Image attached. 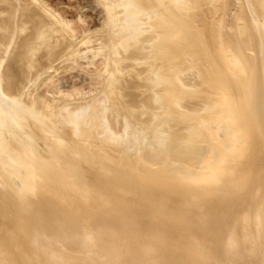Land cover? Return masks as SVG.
<instances>
[{"label": "bare ground", "instance_id": "6f19581e", "mask_svg": "<svg viewBox=\"0 0 264 264\" xmlns=\"http://www.w3.org/2000/svg\"><path fill=\"white\" fill-rule=\"evenodd\" d=\"M31 1L0 0L2 9L15 8L10 23L16 11L21 12L22 23L17 18L15 27L21 26L12 37L27 33L15 44L10 40L13 51L9 47L0 59V97L4 96L0 100V193L13 185L20 193L13 207L4 208L5 217L16 210L19 214L16 222L0 223V264H137L152 251L160 264H264V0H251L256 17L244 0H238L232 15L222 12L223 5L218 9L216 0H123V17L113 14L115 5L107 3L110 22L118 32L112 50L129 45L135 58L145 53L139 52L144 48L149 52L148 58L146 53L143 60L137 58L144 65L137 74L146 73L144 77L137 81L135 74L126 82L128 90L136 92L133 87H138L141 93L127 92L126 87L127 97L120 85L123 99L115 98H127V104L138 107L133 109L136 113L123 104L127 101L115 103L127 106L125 114L134 112L131 117L140 108L139 116L132 118L141 120L139 127L145 126L154 136L150 139L149 134L148 147L139 152L125 149L130 153L127 157L132 153L136 157L121 163L113 160L116 153L101 145L113 143L117 149L125 140L113 133L119 119L112 118V130L104 116L111 112L108 109L120 106L109 99V87L118 74L112 77L114 85L109 78L105 92L109 98L100 97L102 102L111 100L114 107L111 101L104 103H109L107 107L99 99L69 100L50 115L35 96L27 104L19 95L9 100L3 93L5 89L25 93L26 62L32 68L36 61L37 68L43 58L38 56L40 49L55 51L50 36L60 18L39 2L46 14L42 13ZM49 15L58 19L55 26ZM146 16L156 23L151 31L140 27ZM160 17L164 20L158 22ZM62 26L72 28L66 21ZM140 28L143 32L138 34ZM61 39L56 41L62 44ZM32 93L37 94L35 88ZM21 111L27 114L17 116ZM122 114L126 117L123 112L114 116ZM23 119L28 123L19 133ZM81 122L86 137L100 138L93 151L76 147L72 136L78 128L72 133L69 125ZM138 124L132 127L139 129ZM146 132L141 135L147 136ZM118 154L124 156V151Z\"/></svg>", "mask_w": 264, "mask_h": 264}, {"label": "rangeland", "instance_id": "374dc122", "mask_svg": "<svg viewBox=\"0 0 264 264\" xmlns=\"http://www.w3.org/2000/svg\"><path fill=\"white\" fill-rule=\"evenodd\" d=\"M30 2L31 0H24V2L26 3V2ZM35 1H36V3H35ZM118 1H121L120 3L118 2ZM114 0V2H113V0H111V1H109V0H34V1H31V2H33L35 5H37V7L39 8V6H40V9H42L41 8V3H42V6L47 10V12L48 13H52L53 14V16L55 15V14H57L58 16H56V17H58V18H60L59 20L56 18H54L52 15V18L54 19H52L51 18V16L49 15L48 16V20L49 21H53V23H55L57 20L60 22V24L58 23V21H57V23H55L54 24V26H55V29L57 30V28L59 29V30H57V31H55V29H54V26H53V29H54V31L52 30V35L50 36L51 37V39H52V41H51V39L50 38H48L49 37V34H50V32L48 33V39H50V41L51 42H53V44L54 43H56V44H54V46H53V44H51V42L50 41H48V43L46 42V40H45V43L46 44H49L48 46L50 47L51 45H52V47H54V50L56 51L57 49H55L57 46L59 47V45H62L63 43L65 44V42L67 41V44H65V45H67V46H70L69 48H67V47H65L64 46V44L61 46L62 48H60L59 47V49H62V51L63 50H65V52H62L61 50H59L58 49V51L60 52H55L54 50V54H51L50 53V51H47L46 50V48H44L43 47V49H40V51H38V56L39 57H43L42 58V64L41 65H39V62H37V64L39 65L37 68L36 67H34V65L36 64L35 62L36 61H34V64H33V62H32V68L35 70H33L32 68H30V66L29 65H31V64H29V62H26V63H28V64H25V61H24V64H25V72L26 71H28L27 72V77L29 76V79L25 82L26 84H27V87L25 88V93H23V91L21 92H18V94L14 91V90H10L13 94H11V92L9 91L8 93H6L7 91H6V89L4 90V89H2V91H3V93L4 94H7L8 96V98L7 99H9V100H12V97L14 96V98H16V95L19 97V98H22V100L21 101H24V103H27L28 104V102L30 103V102H32V100L34 101V99H35V101L36 100H38V101H36V102H40V103H43V107H44V109H45V111H47L50 115L52 114L53 115V113H54V115H56V110H58V107H60V106H63L64 104H68V103H66L67 101L69 102V100L71 101V102H76V100H77V103L79 102V101H81L82 100V102H83V100L84 101H86L88 98V101H86V103H89V102H91V101H89V100H93V99H95L94 101H96L97 99H99V100H101V104H103V105H107V107H108V104L110 103V101L111 100H114L115 98H118V96L121 98V99H123V94H126V93H123V92H135L134 90H132V89H130V90H128L129 88H128V86H126V82H128V80H131L132 79V76H134L135 74V76L133 77V79L134 80H136L137 79V81L139 80V77L140 78H143L144 77V75L146 74V73H144V75L141 77V76H138V71L140 72V70L142 69V68H144L143 66V63H138V57L137 58H135V57H132V56H130V51H131V47H129V45H127L128 47H126L125 45V47H123V48H120V47H122V46H120V45H118V48L119 49H113L112 50V45H114V38L116 39V35H115V33H116V31H115V25L112 23V22H110L111 20L110 19H112V14H111V16H110V12L108 13V11H109V9H108V7H110V6H108V4L107 3H109V2H112V3H109V5H111V4H113V5H115L114 6V9H113V14L115 13L117 16L119 15L120 17H123V15H124V4H123V2L125 1H123V0ZM219 1V2H218ZM39 2H40V4H39ZM216 2H218V4L216 3ZM216 2L214 1L213 3H215L216 4V7L219 9V7L218 6H222L223 5V7H221L222 8V12L223 13H225V11H226V13L228 14V15H232L233 14V11H235L236 9H237V5L236 4H238V0L235 2V0H226V1H224V0H216ZM115 3H119L118 5L117 4H115ZM210 3H211V0H210ZM233 4H234V7H233ZM1 5V4H0ZM34 5V6H35ZM112 6V5H111ZM214 4H213V6H212V4L209 6L211 9H212V7L214 8ZM244 6H245V8L248 10V9H250V11H251V14L252 15H254V17H256V12H255V10H254V5H252V1L251 0H244ZM36 6H35V8H37ZM1 8V7H0ZM11 8V9H10ZM9 9H2L1 8V10H0V59L3 57H5V55L3 56V52L4 53H6V51H7V49L9 48V47H11V49L13 48L12 46H13V44L12 43H16V42H18V41H16V40H21V38L22 37H24L25 36V34H27L26 32H25V30H24V32H22L21 34H24V35H19V39H15L14 37H12V36H14V31H15V29H17L18 27H20L21 26V24H20V26H16L15 27V23H18L19 24V22H17L18 20H17V18L19 19V14H21V12L19 13L18 12V10L16 11L17 13V16L13 19V20H11L13 23H10V21H9V18L11 17L12 18V16H14V14H13V12L15 13V8L13 7H10ZM37 8V9H38ZM48 8V9H47ZM122 10V11H121ZM232 10V11H231ZM42 11H44V9H42ZM12 12V13H11ZM29 13H30V11H29ZM42 13H44V14H46L45 13V11L44 12H42ZM5 14H8L7 16L5 15ZM13 14V15H12ZM11 15V16H10ZM167 15V14H166ZM46 16V15H45ZM217 16H219V14H216V15H213V17H212V20L213 21H216V18H217ZM5 17V18H4ZM6 17L8 18V19H6ZM21 17V16H20ZM150 16H146V17H144L145 19H144V24L143 25H140V27L141 28H143L142 30H144L145 28L146 29H150L149 31H151V29H152V27H153V25H155L154 24V22H151L150 21V18H149ZM164 20V18H161L160 17V19H159V21L158 22H161L162 20ZM261 19H264V17H262ZM6 20H8V21H6ZM6 21V22H5ZM15 21V22H14ZM19 21L22 23V20H21V18L19 19ZM63 21V22H62ZM65 21L66 22H69V24H70V27H72L71 29L69 28H64V26H62L63 24H65ZM150 23V25L151 26H148L149 24H145V23ZM63 23V24H62ZM112 23V24H111ZM122 23H125L124 21L123 22H121V24ZM214 23V22H213ZM62 24V25H61ZM126 24V23H125ZM10 25V26H9ZM59 25V26H58ZM61 25V26H60ZM117 25V24H116ZM111 26V27H110ZM113 26H115V27H113ZM122 27H123V25H122ZM145 27V28H144ZM149 27V28H148ZM111 28H114L113 30L111 29ZM141 28L138 30L139 32L141 31ZM62 30V32H60L61 30ZM72 29H73V31H72ZM77 29V30H76ZM69 30V31H68ZM119 30V29H118ZM117 30V31H118ZM63 31H64V34H62L63 33ZM72 31V32H71ZM110 31V32H109ZM153 31H154V29H153ZM58 32H60V33H58ZM65 32H67V34L65 33ZM107 32V33H106ZM141 32H143V31H141ZM141 32L140 33H138V34H141ZM55 33H56V35H55ZM112 33V34H111ZM118 33V32H117ZM116 33V34H117ZM136 33V32H135ZM62 34V35H61ZM70 34V35H69ZM106 34V35H105ZM53 35H55V36H53ZM62 36V38H64V39H61V38H58V37H61ZM65 35V37H63ZM102 35V36H101ZM105 35V36H104ZM108 35H109V37H108ZM111 35H112V37H111ZM135 35H137V34H135ZM21 36V37H20ZM70 36V37H69ZM73 36V37H72ZM115 36V37H114ZM142 35H140V37H141ZM136 38H138L139 36H135ZM134 37V38H135ZM139 37V38H140ZM11 38H13V39H11ZM16 38H18L17 36H16ZM46 38V39H47ZM133 38V37H132ZM135 38V39H136ZM47 39V40H48ZM56 39L58 40H64V41H62L63 43L61 44H59V42L58 41H56ZM66 39V40H65ZM134 39V40H135ZM10 40H12L13 42L10 44ZM54 40V41H53ZM113 41V42H112ZM111 42H112V44H111ZM128 44V43H127ZM9 45V46H8ZM110 45V46H109ZM6 48H4V47ZM8 46V47H7ZM120 46V47H119ZM5 49V51H3L2 49ZM65 48V49H64ZM66 48H67V50H66ZM53 49V48H52ZM69 49V50H68ZM128 49V50H127ZM149 49V48H148ZM72 50V51H71ZM93 50V51H92ZM117 50V51H116ZM130 50V51H129ZM151 49H149V51H150ZM12 51H13V49H12ZM114 51V52H113ZM145 52L146 54H147V52L146 51H148L147 50V48H144L143 50H141V51H139L140 53L141 52ZM153 51V50H152ZM249 51L251 52V51H253V50H251V49H249ZM42 52V53H41ZM44 52V53H43ZM72 52H74V53H72ZM117 54H116V53ZM14 52H11L10 54H9V58L10 57H12ZM50 53V54H49ZM57 53V54H56ZM72 53V54H71ZM85 53V54H84ZM128 53H129V55H128ZM145 53H143V55L145 56ZM40 54V55H39ZM68 54V55H67ZM110 54V55H109ZM148 54H149V52H148ZM148 54L145 56L146 58H148ZM150 54H151V52H150ZM155 54V52L153 51V55ZM260 54V53H259ZM262 54H263V56H264V48H262ZM11 55V56H10ZM58 55V56H57ZM85 55V56H84ZM128 56V58H127V56ZM142 55V53H141V56H142V60H143V56ZM67 56V57H66ZM140 56V57H141ZM149 56H152V54L151 55H149ZM116 57V58H115ZM140 57H139V60H140ZM47 58V59H46ZM1 60H3V59H1ZM1 60H0V62H1ZM137 61V62H136ZM141 61V60H140ZM145 61H147V60H144V62ZM160 61V64H163V60H159ZM31 62V61H30ZM136 62V63H135ZM162 62V63H161ZM54 63V64H53ZM133 63V64H132ZM108 64V65H107ZM132 64V65H131ZM134 64H136V65H134ZM139 64H140V66H139ZM145 64H147V63H145ZM3 65V64H2ZM2 65H1V67H0V71H1V68H2ZM26 65H27V67H26ZM58 65V66H57ZM141 65H143L142 67H141ZM148 65V64H147ZM29 66V67H28ZM37 66V65H36ZM106 66V67H105ZM114 66V67H113ZM116 66V67H115ZM137 66V67H136ZM131 67H132V70L133 71H131L130 72V70H131ZM140 69H139V68ZM27 68H29V70L27 69ZM36 68V69H35ZM117 68V69H116ZM30 69H32V70H30ZM117 70V71H115L114 72V70ZM128 69V70H127ZM135 69V70H134ZM139 69V70H138ZM119 70V71H118ZM128 72V74H127V72ZM135 71H137L136 73H135ZM148 71V70H147ZM146 71V72H147ZM29 72H31L30 74H28ZM121 72V73H120ZM124 72V73H123ZM111 73H116V74H112V76H111ZM129 73H131V74H129ZM134 73V74H133ZM138 73V74H137ZM26 74V73H25ZM118 74V75H117ZM122 76H121V75ZM124 74V75H123ZM127 74V75H126ZM116 76V78H119V79H117L116 80V78H115V76ZM128 75L129 76H131V77H128ZM4 76H6V75H4ZM128 77V78H126V77ZM136 76H137V78H136ZM113 77V78H115V85H114V79H113V83H111V85L113 84L114 86H112V87H109V89H111V91H110V98L109 97H105V95L106 96H108V94H106L107 93V90L109 91V89H108V86H110L109 85V83L111 82L110 81V79ZM124 77H125V79H127V80H123L124 79ZM36 78V79H35ZM110 78V79H109ZM131 78V79H130ZM30 79H32L33 80V82L34 83H36V85H34L33 84V82L32 83H30L32 80H30ZM123 80V81H122ZM5 81V77H3V80H2V82H1V85H3L2 83ZM44 81V82H43ZM106 81V82H105ZM117 81H120V83H124V85L123 84H118V82ZM122 81V82H121ZM43 82V83H42ZM117 82V83H116ZM24 83V84H25ZM38 83V84H37ZM40 83V84H39ZM24 84H22L21 86H22V89L24 90V88H23V86H24ZM30 84V85H29ZM119 85V86H117V85ZM41 88H39L38 86ZM40 85H42V86H40ZM120 85H122L123 86V88H124V91H122V89L123 88H121L120 89ZM20 86V87H21ZM26 86V85H25ZM32 86V87H31ZM34 86H37V87H34ZM114 87H117L116 89L114 88ZM127 87V88H126ZM195 87V86H194ZM1 88H3L2 86H1ZM34 88H35V93L37 92V94H38V92H39V94L38 95H40L39 96V98H38V95L37 94H33L32 92H34ZM36 88H37V90H36ZM125 88L127 89L126 91H125ZM134 89H136V94H140L141 92H140V88H138V87H133ZM196 88V87H195ZM30 89V90H29ZM117 89H120V90H117ZM28 90V91H27ZM113 90H115L114 91V93H113ZM139 92H138V91ZM6 91V92H5ZM32 91V92H31ZM102 91V92H101ZM118 91V92H117ZM121 91H122V93H121ZM15 92V93H14ZM27 92H28V94H27ZM106 92V93H105ZM115 92H116V94H115ZM9 93L11 94V95H9ZM19 93H21V94H23V95H21V94H19ZM113 95H112V94ZM118 93H120V94H118ZM30 94H31V96H30ZM103 94H104V98H109V99H111L110 101H109V99H104L105 100V102H109L108 104L106 103V104H104L105 102H102L103 101V99H101L100 97L102 96L103 97ZM114 94H115V97H114ZM138 94V95H139ZM28 95V96H27ZM37 95V96H36ZM95 95V96H94ZM117 95V96H116ZM127 95V94H126ZM10 96V97H9ZM22 96V97H21ZM35 96V98L33 99L32 98V100H31V97H34ZM46 96V98H44ZM96 96H97V98H96ZM99 96V97H98ZM113 96V97H112ZM125 96V95H124ZM30 97V98H29ZM37 97V98H36ZM43 97V98H42ZM126 97V96H125ZM127 97H128V95H127ZM4 98V96H2L1 95V97H0V100L1 99H3ZM24 98V99H23ZM28 98V99H27ZM47 98H48V101H47ZM113 98V99H112ZM27 99V100H26ZM119 99V98H118ZM118 99H115L113 102L115 103V102H117L116 100H118ZM118 100V102L119 103H121L122 104V102H124V101H127V98H125L123 101L122 100ZM178 99V98H177ZM180 99V98H179ZM29 100V101H28ZM40 100V101H39ZM61 100H63V101H61ZM99 100L97 101V102H99ZM25 101H27V102H25ZM122 101V102H121ZM61 102V103H60ZM70 102V103H71ZM112 102V101H111ZM111 103V104H109V105H111V107H112V104H113V107L115 106L114 105V103ZM117 102V103H118ZM44 103H47V104H44ZM56 103V104H55ZM80 103V102H79ZM85 103V102H84ZM117 103H115L116 105H120V106H117V109H119L121 106V109H119V110H121V111H118L117 113L120 115L122 112L125 114L126 112L125 111H129L128 110V108H126L127 106L129 107V106H131V105H129V104H127L128 103V101L125 103H123V104H125V105H127V106H123V105H121V104H117ZM60 104V105H59ZM102 105V106H103ZM46 106V107H45ZM52 107H54V108H52ZM110 107V108H111ZM119 107V108H118ZM41 108V107H40ZM105 108V107H104ZM138 109V107H133V106H131V107H129V109ZM56 109V110H55ZM102 109H103V107H102ZM117 109H115V107H114V109L112 110V109H108V110H111V112L110 111H108V112H106L107 114L106 115H104L105 117H106V120H108V123H111V120H112V118H115V119H113V120H116V122L118 121V119H119V123H120V121H121V123L120 124H118V122L117 123H115L114 121L112 122V123H115V126H114V129H112L113 128V124L111 123V125H110V127H111V129L112 130H114V136L115 137H122L123 138V140L125 139L126 141H127V143H124L125 142V140L123 141V142H121V144H119V145H117V149H116V145H114L113 143H107L106 142V146L104 145V141L103 142H101L102 144L101 145H103L104 146V148L106 147L108 150H109V148H110V150H111V152H114V153H116V155H115V157H118V158H115L114 156H112V157H114L113 158V160L114 161H117V162H122L123 160H130V157H131V159H134L135 157H136V155H135V157H134V154L132 153L131 155H130V157H129V159H128V157H127V155H129L131 152H133V150L135 149V150H137V152H139L138 150H140V148L142 147L143 149L145 148V147H148V143H146L147 142V140H146V138L148 137V136H150L151 135V133H147L146 131H145V126H142V128L141 127H139V125L141 126L142 124H141V120H137V119H134L135 118V115L138 117L139 116V114H138V112L140 113V108H139V110H137L138 112H137V114H134L132 117H134V118H132L131 116H129V115H132L133 113H131L132 111H130L128 114H125L126 115V117L122 114V117L121 116H117V117H115L116 115H118L116 112L115 113H112V111L114 112V111H116ZM123 109H127V110H123ZM130 109V110H131ZM40 110H38V112H39ZM102 111V110H101ZM105 111H106V109H105ZM53 112V113H52ZM80 111L78 110L76 113H79ZM103 113L102 114H104L105 112H104V110L102 111ZM110 112V113H109ZM119 112H121V113H119ZM43 113V112H42ZM136 113V112H135ZM27 114V111H21V112H19L18 114H17V116H19V117H23L24 115H26ZM39 114H41V111L39 112ZM110 114H112V115H110ZM109 117H108V116ZM115 115V116H114ZM112 116V117H111ZM114 116V117H113ZM123 116H124V118H123ZM129 116V117H128ZM107 117H108V119H107ZM121 117V118H120ZM129 119H128V118ZM130 117L132 118V119H134V120H132V119H130ZM136 117V118H137ZM110 118V119H109ZM118 118V119H117ZM126 118V119H125ZM98 119V118H97ZM125 119V120H124ZM128 119V120H127ZM140 119V118H139ZM110 120V121H109ZM131 120H132V122H131ZM135 120H136V122H137V124H138V121L140 122V124H138L137 125V127H139V129H138V131L140 130V131H142L143 130V132H141V133H145L146 132V134H148L147 136L145 135H141V133H140V136L137 138L136 136L137 135H139L138 134V131H137V129H135L136 127H132L133 125H131V126H129L128 124H126V122L128 121V123L130 124H132L133 122L135 123V125H136V122H135ZM98 121H102L101 119H98ZM123 121H124V123H123ZM28 122L26 121V120H22V126H21V128L19 129V133H23L24 132V130H25V126H26V124H27ZM65 123V122H64ZM100 123H102V122H99V125H100ZM122 123H123V125L125 126V125H128V126H126V127H124L123 125H122ZM69 124V123H68ZM68 124H66L67 125V128H68ZM71 124V123H70ZM63 125V124H62ZM79 125H80V128H79ZM81 125H83L84 126V124L81 122V123H78V124H76V125H74V124H71V125H69V128L71 127V126H73V128L71 127V129H70V131L72 130V129H77L78 128V131H75V130H72V133H73V131H75L74 133H73V138H74V140L75 141H77V148L78 149H83V150H88V151H93L94 150V146H96V145H98V143H100V138H98L97 136H92L91 137V139L90 138H88V137H86L85 135H84V130H85V127H83L84 128V130H83V128L81 129ZM117 125V126H116ZM118 125L120 126V125H122L123 126V128L121 129L120 127H122V126H120V127H118ZM134 125V126H135ZM76 127V128H75ZM118 129H117V128ZM116 129H117V132H116ZM84 132V133H83ZM159 131H157L155 134H158V135H161V131L158 133ZM110 134H113L112 133V131L111 132H109ZM137 134V135H136ZM150 134V135H149ZM153 136H154V134H153ZM152 135L149 137L150 139H152L151 137H153ZM129 137V139L127 140V138ZM14 138V137H13ZM136 138V139H135ZM140 138H144L143 140H144V142L142 143V144H140L141 142H142V139H140ZM149 138H148V140H149ZM12 139V137L11 138H8L7 139V142H10V140ZM51 139V141H52V138H50ZM131 139H133V140H131ZM138 139H139V141H138ZM128 141H130L129 143H128ZM136 141H137V143H136ZM139 142V143H138ZM164 142V141H163ZM126 145V146H122V145H124V144ZM147 144V146L146 145H143V144ZM108 144H110V146H108ZM128 144V145H127ZM119 146H121V147H119ZM113 147H115V148H113ZM125 147H128V148H125ZM137 147H139V148H137ZM122 148V149H121ZM125 149L126 150H128V152L130 151V153H128L127 151H125ZM133 149V150H132ZM109 150V151H110ZM117 152H116V151ZM124 151V156H121V155H119L118 153H120L121 151ZM134 150V152H136ZM142 152V151H141ZM107 153H108V151H107ZM118 154V155H117ZM137 154V153H136ZM132 156L134 157V158H132ZM120 157H122V159L120 158ZM124 157V158H123ZM118 159V160H117ZM120 162V163H121ZM172 166V165H171ZM20 193H18V191L15 189V185H13V186H11V188H9V189H7L6 191L5 190H3V191H1V193H0V200H2L3 201V205H2V203H0V223H1V225H3V222H5V223H8V224H10V222H16V217H17V215L19 214L18 213V211L16 210L15 212H14V214H12V215H10V217L9 216H7V217H5V213H4V208H10V207H13L14 205H15V203H17V200L18 199H20ZM21 196H23V192L21 193ZM8 224H6V225H8ZM17 224V223H16ZM18 225V224H17ZM0 231H1V229H0ZM3 236H5V235H3ZM0 238H1V235H0ZM58 242H59V239H58ZM37 243L40 245V241H37ZM1 250H0V256H1ZM152 254V255H151ZM153 254H155L154 253V251H152L151 253H148L147 255H144L143 256V258H139L138 260H136L135 262L137 263V264H160V262H159V260L156 262L155 261V259H153L152 257H153ZM242 261V260H241ZM238 264H246V263H243V262H238Z\"/></svg>", "mask_w": 264, "mask_h": 264}]
</instances>
